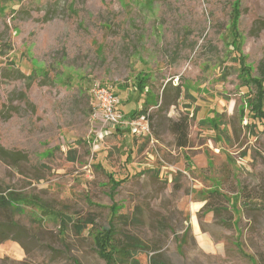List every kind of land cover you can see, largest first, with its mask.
<instances>
[{"label": "rangeland", "instance_id": "rangeland-1", "mask_svg": "<svg viewBox=\"0 0 264 264\" xmlns=\"http://www.w3.org/2000/svg\"><path fill=\"white\" fill-rule=\"evenodd\" d=\"M236 4L258 80L264 0H0V195L23 201L0 207V264H106L110 222L114 264H264V122ZM95 82L151 134L96 139Z\"/></svg>", "mask_w": 264, "mask_h": 264}, {"label": "trees", "instance_id": "trees-1", "mask_svg": "<svg viewBox=\"0 0 264 264\" xmlns=\"http://www.w3.org/2000/svg\"><path fill=\"white\" fill-rule=\"evenodd\" d=\"M238 4H236V7L234 8V18L232 19L231 22V29H232V34L234 35L233 37V47L234 50L238 53V58H239V64H240V71L241 75H244V78L246 81H244L245 85L251 86L252 84L257 87L258 91V99L256 104H251V112L250 114L252 115L253 119L262 121L264 122V69H261L260 71V76L259 79L256 80L251 77V70L250 68L246 65L245 58L242 56L241 50H240V40L241 37L238 34V29H237V23H238V18H239V12H238ZM143 80H141L138 83V88L141 89L143 88ZM141 89L140 91H142ZM141 93V92H140ZM121 109V108H120ZM123 110V109H122ZM121 110V111H122ZM124 112V110H123ZM132 115V117H135L137 115H142L143 112H135V111H129L125 112ZM137 114V115H136ZM185 135V134H183ZM186 137V135H185ZM183 144V143H182ZM113 182V181H112ZM115 188H118L120 186V183L114 182ZM23 201H19L17 198H14L12 195H0V207L1 208H7V207H12L13 204L16 205H21ZM20 207V206H19ZM113 216L115 215L112 213ZM94 239H95V245L100 253V256L102 259L106 261V264H114L115 262V254L117 253V248L115 244V230L113 227V223L110 222L109 226L107 228H104L100 232L96 233ZM120 251V250H118ZM124 256H129L128 251L123 250L121 252Z\"/></svg>", "mask_w": 264, "mask_h": 264}, {"label": "built area", "instance_id": "built-area-1", "mask_svg": "<svg viewBox=\"0 0 264 264\" xmlns=\"http://www.w3.org/2000/svg\"><path fill=\"white\" fill-rule=\"evenodd\" d=\"M90 94L94 102L92 121L100 125L96 131V139L111 135L114 130H127L139 137L151 134L146 115L123 116L119 107V97L114 88L95 82L91 86Z\"/></svg>", "mask_w": 264, "mask_h": 264}, {"label": "crops", "instance_id": "crops-1", "mask_svg": "<svg viewBox=\"0 0 264 264\" xmlns=\"http://www.w3.org/2000/svg\"><path fill=\"white\" fill-rule=\"evenodd\" d=\"M119 103H121L120 97H119ZM119 107L121 108V105H119ZM120 110H121V109H120ZM114 131H117V130H114ZM114 131H113V132H114ZM113 132H112V133H113ZM112 133H111V134H112Z\"/></svg>", "mask_w": 264, "mask_h": 264}]
</instances>
